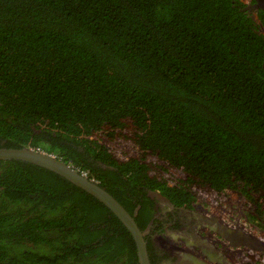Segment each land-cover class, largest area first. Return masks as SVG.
Returning a JSON list of instances; mask_svg holds the SVG:
<instances>
[{
    "label": "trees",
    "instance_id": "16d2710c",
    "mask_svg": "<svg viewBox=\"0 0 264 264\" xmlns=\"http://www.w3.org/2000/svg\"><path fill=\"white\" fill-rule=\"evenodd\" d=\"M245 6L0 0V146L55 155L131 215L147 191L241 194L264 213V11ZM126 231L56 173L0 160V264L136 261Z\"/></svg>",
    "mask_w": 264,
    "mask_h": 264
},
{
    "label": "flooded vegetation",
    "instance_id": "af4514ba",
    "mask_svg": "<svg viewBox=\"0 0 264 264\" xmlns=\"http://www.w3.org/2000/svg\"><path fill=\"white\" fill-rule=\"evenodd\" d=\"M253 3L257 2L251 0ZM258 10L264 11L247 9L254 18ZM260 32L264 34V27ZM3 143L1 139L0 145ZM147 196L150 199L142 198L132 216L139 209L145 221L139 229L149 264H264V213L241 194H217L182 205L158 192L147 191ZM243 221L248 226L244 227ZM55 232L49 235L56 236ZM71 247L76 249L73 244ZM128 251L124 248L120 254L109 255L103 264H140L137 253L136 261H131ZM81 257V264H98V256L92 252Z\"/></svg>",
    "mask_w": 264,
    "mask_h": 264
},
{
    "label": "water",
    "instance_id": "95a60500",
    "mask_svg": "<svg viewBox=\"0 0 264 264\" xmlns=\"http://www.w3.org/2000/svg\"><path fill=\"white\" fill-rule=\"evenodd\" d=\"M255 1L257 2L256 4L253 3L246 7L248 11H251L254 8L264 9V0ZM9 159L25 161L50 170L95 197L98 201L104 204L130 232L136 245V253L139 263L149 264L143 233L139 229L134 217L103 187L90 180L86 175L72 167L69 163L44 151L29 147H0V160Z\"/></svg>",
    "mask_w": 264,
    "mask_h": 264
},
{
    "label": "clouds",
    "instance_id": "9594fccd",
    "mask_svg": "<svg viewBox=\"0 0 264 264\" xmlns=\"http://www.w3.org/2000/svg\"><path fill=\"white\" fill-rule=\"evenodd\" d=\"M244 3H245V8L247 7V6H249L250 5V2H251V0H242ZM33 149H35V148H33ZM37 150H39V151H43V150H40V149H37ZM45 152V151H44ZM87 176V175H86Z\"/></svg>",
    "mask_w": 264,
    "mask_h": 264
},
{
    "label": "rangeland",
    "instance_id": "374dc122",
    "mask_svg": "<svg viewBox=\"0 0 264 264\" xmlns=\"http://www.w3.org/2000/svg\"><path fill=\"white\" fill-rule=\"evenodd\" d=\"M263 29V28H262ZM127 148H129V146H126ZM226 207V206H225ZM257 222V221H256ZM255 222V223H256ZM257 224V223H256ZM243 226L245 227V226H248V223L246 222V221H243ZM247 229V228H246Z\"/></svg>",
    "mask_w": 264,
    "mask_h": 264
},
{
    "label": "built area",
    "instance_id": "2783aa9c",
    "mask_svg": "<svg viewBox=\"0 0 264 264\" xmlns=\"http://www.w3.org/2000/svg\"><path fill=\"white\" fill-rule=\"evenodd\" d=\"M84 175H86V173L85 172H82Z\"/></svg>",
    "mask_w": 264,
    "mask_h": 264
}]
</instances>
